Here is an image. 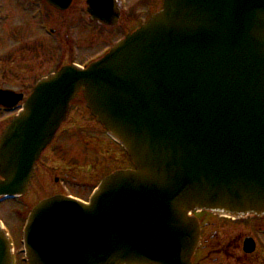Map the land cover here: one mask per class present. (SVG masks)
<instances>
[{
    "label": "water",
    "instance_id": "95a60500",
    "mask_svg": "<svg viewBox=\"0 0 264 264\" xmlns=\"http://www.w3.org/2000/svg\"><path fill=\"white\" fill-rule=\"evenodd\" d=\"M79 91L134 169L87 205L40 202L28 264H190L191 213L264 216V0H163L99 61L42 79L0 139V200L25 192ZM0 264H12L1 227Z\"/></svg>",
    "mask_w": 264,
    "mask_h": 264
},
{
    "label": "flooded vegetation",
    "instance_id": "af4514ba",
    "mask_svg": "<svg viewBox=\"0 0 264 264\" xmlns=\"http://www.w3.org/2000/svg\"><path fill=\"white\" fill-rule=\"evenodd\" d=\"M92 1L93 0H1L0 29L4 27L5 22L9 21L11 17L4 5L5 2H10L14 4L11 10H13L12 18H14L15 23L18 22V18L21 19L20 23H22L21 29L23 30V38L24 19H26L30 22H26L25 24H33L38 32L56 47L57 53L62 56L66 55V59L71 57L73 59L79 58L76 56V46L78 45L76 39L78 36L81 45H93V43L97 41H101L102 44L106 43L107 46L102 48L99 52L93 53L91 59L82 60V65H85V63H90L99 59L118 40L124 38L127 34L138 28L141 24L146 22L152 14L161 8L159 6V8H151L148 10L146 5L144 13L142 12V16L140 11H134L136 8L135 2L129 5V10L127 11L126 0H105L102 5L92 4ZM157 1L158 0H156V2ZM105 2L108 4V9H106ZM99 8L102 9V13H98ZM6 61H12L11 55H0V63ZM32 88L33 87L24 91V59L21 61L20 74L15 73L10 75L7 71L0 70V92L4 94L3 98H0V137L14 118L18 109L24 104V99L28 96L26 91L30 93ZM68 121L69 119L66 122ZM86 122L87 127L84 128L76 124L73 133L77 131L80 135H84V132L91 131L92 137L86 138V140L90 139L95 141L93 143L97 144V146L91 143L95 148L100 149V147H102L108 157L113 151H115V154L118 152L123 155L119 147L107 138L101 126L97 124L94 119L87 118ZM91 125L99 129H93ZM69 130L70 126L67 128V132ZM95 137H97V139ZM52 145L49 147H52ZM61 150V148H58V150L55 151L51 148L50 154H53L52 160H46L50 154L46 157L45 152L42 154L36 164L25 195L29 194L31 189L41 192L45 187L44 185H46L47 182L48 184L51 182L54 189L47 197L54 195L66 196V194L70 196L69 192H62L61 186L69 185L73 182L72 180L77 181L75 178L76 173L73 172L74 170L70 168L62 169L63 166H61L62 170L58 171V167L47 164L60 165L54 159L67 156V148L65 147L66 151L63 149L62 152ZM124 168L129 169L131 166L122 165L113 168V170ZM93 169L94 168H92V170ZM56 172L57 174L51 177V174ZM44 198L45 197L37 196L35 200L26 204L27 211L29 212ZM77 198L82 200L80 197ZM21 199H24V195L14 199V201L18 203ZM19 205L24 208V202H22V204L19 203ZM195 217L200 226V238L191 264H264V217L239 220L215 216L206 212L196 213ZM16 264H24V261L21 260V262Z\"/></svg>",
    "mask_w": 264,
    "mask_h": 264
},
{
    "label": "rangeland",
    "instance_id": "374dc122",
    "mask_svg": "<svg viewBox=\"0 0 264 264\" xmlns=\"http://www.w3.org/2000/svg\"><path fill=\"white\" fill-rule=\"evenodd\" d=\"M1 1V0H0ZM127 1V11L129 10V5L135 2L136 8L135 12H143L145 11V6L150 10L151 8H159L160 1L158 0L154 3V0H126ZM149 4V5H148ZM156 4V5H155ZM6 11L11 15L9 21L5 22L4 27L0 29V54L3 56L5 54H10L12 61H6L0 63V70L7 71L10 75L18 73L20 74L21 69V61L24 59V91L28 88H31L35 82L41 78L42 76L47 75L48 73L56 71L61 67L62 63H66L69 58H65L61 54L56 52V47H54L47 39L38 32V30L33 26V24L26 25V22H30L24 19V38H23V30L21 29L22 23H20L21 19H17L18 22L15 23L14 18H12L13 10L12 6L14 4L10 2L4 3ZM142 13V16H143ZM86 32V30H85ZM79 35V32H78ZM24 40V43H23ZM77 40V55L79 58L75 59L77 61L89 60L92 58V54L95 52H99L102 48H104L106 43H101V41H97L96 43L91 44H83L81 45V41L78 38ZM65 59L62 62L60 59ZM29 94V91H26ZM26 94V95H27ZM84 101L81 97V94L77 96L72 104V111L69 116V121L64 124L61 131L59 132L55 142L52 145V150H58L61 148L66 150L65 157H59L54 159L60 165L51 166L58 167V171L64 168H70L74 170L76 173V180H72L73 182L65 186L63 191L69 192L74 196L85 198L90 190L96 187V183L100 182L99 179L103 178L107 174H109L113 168L126 165L127 159L123 158V156L115 151L109 154V157L106 156L105 150L100 147V149L95 148L97 144L93 143V140H86V138H91V131L84 132V135H80L79 132L73 131L75 130L74 126L76 124L81 127H87L86 119L88 118L86 111L83 109ZM90 124V123H88ZM70 126V130L67 132V128ZM93 129H99L96 126L91 125ZM74 128V129H73ZM73 133V134H72ZM70 135V136H68ZM97 139V137H95ZM94 144V146L92 144ZM53 154H50L46 160H52ZM76 159V160H73ZM72 161V162H69ZM61 166L62 169H61ZM91 167H94L92 170ZM57 171V172H58ZM56 173L51 174L56 175ZM81 176V177H80ZM46 183L44 185V189L41 192H37L34 189L30 190V193L26 195V198L21 199L18 203L24 202L23 206H20L17 202L7 201L0 204V221L4 224L5 230L8 233L10 241L13 245L16 246L17 251L21 248L19 245L20 237H21V229L23 227V221L27 216L26 204H29L33 200L39 197H46L48 194L52 193L54 187L52 183ZM39 193V194H38ZM38 194V195H37Z\"/></svg>",
    "mask_w": 264,
    "mask_h": 264
}]
</instances>
